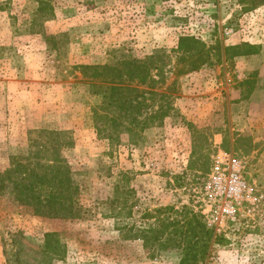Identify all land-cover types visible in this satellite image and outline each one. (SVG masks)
Listing matches in <instances>:
<instances>
[{
  "label": "rangeland",
  "instance_id": "rangeland-1",
  "mask_svg": "<svg viewBox=\"0 0 264 264\" xmlns=\"http://www.w3.org/2000/svg\"><path fill=\"white\" fill-rule=\"evenodd\" d=\"M244 4L0 0V171L14 156L40 150L46 158L61 156L81 187L83 206L82 218L46 217L2 195L0 264H177L175 254L152 257L142 240H125L116 220L104 216L116 184L125 183L124 173L135 195L132 222L141 224L147 210L189 206L225 238L205 264H264V119L253 116L251 101L243 118L236 111L264 87V6L245 11ZM184 34L214 47L211 58L188 73L179 72L188 65L176 51ZM219 42H249L261 50L227 58ZM150 57L163 68L165 80L157 90L172 94L174 110L163 124L145 130L139 146L129 144L127 134L119 145L100 138L91 116L100 98L82 65L123 66ZM219 147L243 160L247 181L263 198L241 208L235 221L215 213L217 228L203 211ZM46 233L58 235L59 253L45 250Z\"/></svg>",
  "mask_w": 264,
  "mask_h": 264
},
{
  "label": "trees",
  "instance_id": "trees-1",
  "mask_svg": "<svg viewBox=\"0 0 264 264\" xmlns=\"http://www.w3.org/2000/svg\"><path fill=\"white\" fill-rule=\"evenodd\" d=\"M244 1L245 11L264 6V0ZM40 7L43 14L47 3ZM222 48L227 58L255 55L261 50L259 44L249 42L226 47L219 42L221 53ZM212 49L214 47L198 36L180 35L176 51L180 61L188 66L179 72L198 70L211 58ZM155 60V57L126 60L123 66L82 65L84 76L93 81L92 93L100 98L91 112L100 138L119 145L122 135L127 134L128 143L139 146L145 140V130L163 124L174 110L172 94L157 90L165 77L161 66H153ZM152 67L158 71L156 76L151 73ZM67 144L72 142L67 141ZM51 147L56 150L53 145ZM42 154L40 150L25 157L10 158V166L0 171V197L9 193L18 203L40 216L82 218L81 187L70 165L61 156L46 158ZM122 179L125 183L116 184L115 196L108 202L110 209L104 216L116 220V229L125 240H142L152 257L166 258L175 254L177 264H205L212 255V247L225 244V238L214 234L204 217L189 206L147 210L141 224L132 222L136 205L131 200L135 196L134 190L127 186L129 176L126 173L122 174ZM57 236L56 233L45 234L46 251L59 253L61 243Z\"/></svg>",
  "mask_w": 264,
  "mask_h": 264
},
{
  "label": "built area",
  "instance_id": "built-area-1",
  "mask_svg": "<svg viewBox=\"0 0 264 264\" xmlns=\"http://www.w3.org/2000/svg\"><path fill=\"white\" fill-rule=\"evenodd\" d=\"M257 192L246 179L243 160L219 147L212 155L211 173L205 186L203 212L209 224L218 228L215 213L219 214L220 220L235 221L241 208L263 198Z\"/></svg>",
  "mask_w": 264,
  "mask_h": 264
},
{
  "label": "crops",
  "instance_id": "crops-1",
  "mask_svg": "<svg viewBox=\"0 0 264 264\" xmlns=\"http://www.w3.org/2000/svg\"><path fill=\"white\" fill-rule=\"evenodd\" d=\"M253 102L252 104V108L257 105L258 106V110H254L253 108V116L254 117H258L259 119H264V87L260 86L258 87V89L256 91L253 92V95L251 97V99H249L248 101H244L242 103H245V105H239L238 108H236V111H239L240 113L244 112V110H248L249 108V104L248 102ZM235 112V111H234ZM245 115L244 113H242V116L237 115V117H241L243 118ZM247 123V122H246ZM237 127H239L238 129H245L247 127V125L244 126V128H242V125H237ZM234 129V127H233ZM235 130V129H234ZM244 131V130H243Z\"/></svg>",
  "mask_w": 264,
  "mask_h": 264
}]
</instances>
